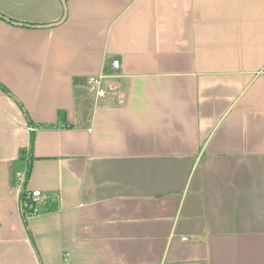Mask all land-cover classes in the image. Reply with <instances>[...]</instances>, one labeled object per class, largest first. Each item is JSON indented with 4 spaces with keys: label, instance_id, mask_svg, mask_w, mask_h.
<instances>
[{
    "label": "crops",
    "instance_id": "crops-1",
    "mask_svg": "<svg viewBox=\"0 0 264 264\" xmlns=\"http://www.w3.org/2000/svg\"><path fill=\"white\" fill-rule=\"evenodd\" d=\"M0 264H264V0H0Z\"/></svg>",
    "mask_w": 264,
    "mask_h": 264
},
{
    "label": "trees",
    "instance_id": "trees-1",
    "mask_svg": "<svg viewBox=\"0 0 264 264\" xmlns=\"http://www.w3.org/2000/svg\"><path fill=\"white\" fill-rule=\"evenodd\" d=\"M59 115L61 120L64 121L65 120L64 114L60 113ZM29 126L34 129L30 131L31 132L30 146L28 149H24L21 151L20 159L18 160V164L13 171V184L14 186H18L20 188V209L24 223H27V220L30 216L29 213L30 211L28 208L29 207L28 204L30 202L28 196L30 194V191L27 190V182L30 179L32 173V161H33L32 149L34 146V134L37 128L35 124H33L31 121Z\"/></svg>",
    "mask_w": 264,
    "mask_h": 264
},
{
    "label": "built area",
    "instance_id": "built-area-1",
    "mask_svg": "<svg viewBox=\"0 0 264 264\" xmlns=\"http://www.w3.org/2000/svg\"><path fill=\"white\" fill-rule=\"evenodd\" d=\"M115 68H119V62L114 61L113 63ZM104 79L105 77L103 75L98 77H90L88 79V84L91 86L93 91L96 93V96L98 98H104L108 96L112 92V88L110 85H104ZM34 130L30 127V131ZM30 199V202L28 204L29 213L30 216L39 215L42 212H44L47 204L48 199L43 195V193L39 190L30 191V194L28 196Z\"/></svg>",
    "mask_w": 264,
    "mask_h": 264
},
{
    "label": "water",
    "instance_id": "water-1",
    "mask_svg": "<svg viewBox=\"0 0 264 264\" xmlns=\"http://www.w3.org/2000/svg\"><path fill=\"white\" fill-rule=\"evenodd\" d=\"M62 1H64V0H62ZM64 19H65V18H64ZM64 19H63V20H64ZM63 20H62V21H63Z\"/></svg>",
    "mask_w": 264,
    "mask_h": 264
}]
</instances>
